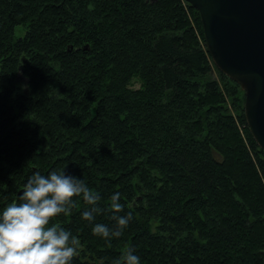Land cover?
Returning <instances> with one entry per match:
<instances>
[{
    "label": "trees",
    "instance_id": "16d2710c",
    "mask_svg": "<svg viewBox=\"0 0 264 264\" xmlns=\"http://www.w3.org/2000/svg\"><path fill=\"white\" fill-rule=\"evenodd\" d=\"M244 103L186 0H0V209L66 166L103 209L88 221L81 195L53 219L78 238L72 264L128 248L141 264H264V151ZM116 191L132 217L105 238L92 228L115 227Z\"/></svg>",
    "mask_w": 264,
    "mask_h": 264
},
{
    "label": "clouds",
    "instance_id": "9594fccd",
    "mask_svg": "<svg viewBox=\"0 0 264 264\" xmlns=\"http://www.w3.org/2000/svg\"><path fill=\"white\" fill-rule=\"evenodd\" d=\"M65 169L66 166L46 174L35 170L23 185L18 200L0 209V264H72L78 238L53 219L69 213V205H75V198L81 195L89 205L82 212L88 221H95L96 213L103 209L97 203L101 199L99 192L93 191L84 178ZM120 197L119 191L111 196L115 227L95 222L94 233L105 238L122 235L132 213L119 214L125 207ZM116 264H141V257L128 248Z\"/></svg>",
    "mask_w": 264,
    "mask_h": 264
},
{
    "label": "water",
    "instance_id": "95a60500",
    "mask_svg": "<svg viewBox=\"0 0 264 264\" xmlns=\"http://www.w3.org/2000/svg\"><path fill=\"white\" fill-rule=\"evenodd\" d=\"M201 18L216 67L245 94V118L264 151V0H186Z\"/></svg>",
    "mask_w": 264,
    "mask_h": 264
},
{
    "label": "rangeland",
    "instance_id": "374dc122",
    "mask_svg": "<svg viewBox=\"0 0 264 264\" xmlns=\"http://www.w3.org/2000/svg\"><path fill=\"white\" fill-rule=\"evenodd\" d=\"M17 31H18L17 33H19L18 36H22L25 33V31L23 29L20 30V28L17 29ZM214 77H217V76L214 74ZM142 86H143V83L141 82L139 78L135 77L132 80V84H131L132 89H140ZM240 97L245 98L244 91L241 89V87H240Z\"/></svg>",
    "mask_w": 264,
    "mask_h": 264
}]
</instances>
